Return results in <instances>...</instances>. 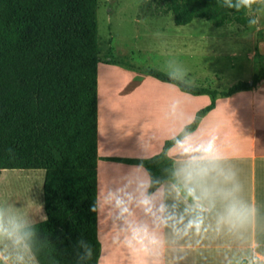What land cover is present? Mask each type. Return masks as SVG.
Instances as JSON below:
<instances>
[{
  "label": "trees",
  "instance_id": "trees-1",
  "mask_svg": "<svg viewBox=\"0 0 264 264\" xmlns=\"http://www.w3.org/2000/svg\"><path fill=\"white\" fill-rule=\"evenodd\" d=\"M262 2L237 10L225 0H155L153 9L160 15L171 12L176 25L203 18L216 26H245ZM97 8L98 0H0V171L44 170L45 218L19 229L38 264L98 263ZM138 71L211 98L161 152L107 158L145 167L148 193L175 182L167 150L197 127L217 97L250 90L264 79L262 68L249 81L217 90L155 68Z\"/></svg>",
  "mask_w": 264,
  "mask_h": 264
},
{
  "label": "crops",
  "instance_id": "crops-1",
  "mask_svg": "<svg viewBox=\"0 0 264 264\" xmlns=\"http://www.w3.org/2000/svg\"><path fill=\"white\" fill-rule=\"evenodd\" d=\"M261 37L252 55L264 56V35ZM131 72L135 81L144 77L142 72ZM147 76L143 79L153 81L156 86L143 89L139 105L142 121L135 120L136 114H129L133 115V124L131 120L129 126L135 133L132 138L110 133L109 123L114 117V108L110 105L113 106L114 97L104 94L100 100L97 92V238L100 243L97 264L264 262V79L250 90L217 97L214 107L201 117L197 127L168 148L175 182L165 181L149 194L155 195L157 207L163 203L170 213L177 217L183 215L184 223L196 215L203 221L199 232L192 229L187 235H178L171 222L168 227L155 224L154 218L138 204L142 186H149L150 182L145 167L107 158H145L161 152L165 141L191 123L196 112L208 105L211 98L207 94L186 93L173 83ZM104 80L107 93L108 82ZM125 103L130 110L129 101ZM182 141L195 146L210 143L213 151L210 156L199 152L186 154L180 146ZM192 156L199 159L193 162ZM186 170H191L190 178ZM190 188L194 195L188 194ZM117 195L130 208L128 214L115 205ZM233 206L243 209L242 216L229 215ZM130 221L146 223L157 231L163 240L162 248L150 246L146 251L133 241Z\"/></svg>",
  "mask_w": 264,
  "mask_h": 264
},
{
  "label": "rangeland",
  "instance_id": "rangeland-1",
  "mask_svg": "<svg viewBox=\"0 0 264 264\" xmlns=\"http://www.w3.org/2000/svg\"><path fill=\"white\" fill-rule=\"evenodd\" d=\"M154 4L155 0H98V93L100 100L104 94L114 97L109 130L125 139L135 135L129 114L142 121L143 89L156 86L143 79L148 77L143 73L135 81L131 71L155 68L191 85L226 90L264 68V56L252 55L264 35L263 2L250 12L258 23L245 26H216L203 18L176 25L171 12L156 14ZM117 60L120 64L112 63ZM43 179V169L0 171V222L13 233L11 238L0 235V264H38L19 229L45 218Z\"/></svg>",
  "mask_w": 264,
  "mask_h": 264
},
{
  "label": "clouds",
  "instance_id": "clouds-1",
  "mask_svg": "<svg viewBox=\"0 0 264 264\" xmlns=\"http://www.w3.org/2000/svg\"><path fill=\"white\" fill-rule=\"evenodd\" d=\"M225 2L229 7H234L235 9L240 10L242 7L251 8L252 5L257 2V0H236L235 3H233V0H225ZM257 23L258 21L256 19H251L249 21L250 25H256ZM180 146L186 154L199 152L205 156H210L213 151L212 145L210 143L207 145L195 146L191 142L182 141ZM197 159H199V157L192 156L193 162ZM191 175V170H186V176L190 178ZM142 187L143 191L140 194L138 204L142 207L146 214H149L154 218L155 224L162 227H168L171 222V227L178 235L180 233L187 235L192 229H195L196 232L200 231L203 221L199 215L191 217L187 220V223H184L185 217L183 215L177 217L175 214L170 213L168 211V207L165 204L161 203L157 207L155 195L149 194L147 192V184L143 185ZM188 194L194 195V190L190 188L188 190ZM194 199L198 198L194 197ZM114 203L122 213L128 214L130 212V208L126 205L125 200L120 198L118 195L114 196ZM185 211L188 210L186 209ZM242 214L243 209L236 206H233L229 209L230 216L240 217ZM180 224L184 225L183 228L178 227ZM128 226L131 231L132 240L140 244L146 251L149 250L150 246L152 248H162L163 240L161 239V236L157 233V231L150 228L148 224L130 221ZM4 234H7L10 238L13 236V233L8 232V230L5 229L3 223L0 222V235ZM15 242L19 243L20 239L16 238Z\"/></svg>",
  "mask_w": 264,
  "mask_h": 264
}]
</instances>
